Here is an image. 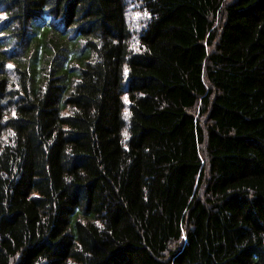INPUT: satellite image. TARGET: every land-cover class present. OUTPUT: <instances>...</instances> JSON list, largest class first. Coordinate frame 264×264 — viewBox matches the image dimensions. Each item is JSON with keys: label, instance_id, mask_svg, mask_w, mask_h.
<instances>
[{"label": "trees", "instance_id": "obj_1", "mask_svg": "<svg viewBox=\"0 0 264 264\" xmlns=\"http://www.w3.org/2000/svg\"><path fill=\"white\" fill-rule=\"evenodd\" d=\"M0 264H264V0H0Z\"/></svg>", "mask_w": 264, "mask_h": 264}, {"label": "rangeland", "instance_id": "obj_2", "mask_svg": "<svg viewBox=\"0 0 264 264\" xmlns=\"http://www.w3.org/2000/svg\"><path fill=\"white\" fill-rule=\"evenodd\" d=\"M132 18L131 19V25H132V28H134V32L137 33L138 30H139V24H138V14L133 12L131 14Z\"/></svg>", "mask_w": 264, "mask_h": 264}, {"label": "snow or ice", "instance_id": "obj_3", "mask_svg": "<svg viewBox=\"0 0 264 264\" xmlns=\"http://www.w3.org/2000/svg\"><path fill=\"white\" fill-rule=\"evenodd\" d=\"M145 15H147V13H145Z\"/></svg>", "mask_w": 264, "mask_h": 264}]
</instances>
